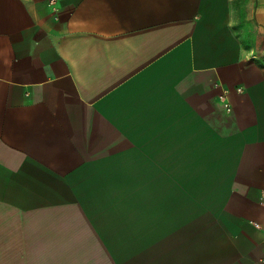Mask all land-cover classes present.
<instances>
[{
  "label": "crops",
  "instance_id": "1",
  "mask_svg": "<svg viewBox=\"0 0 264 264\" xmlns=\"http://www.w3.org/2000/svg\"><path fill=\"white\" fill-rule=\"evenodd\" d=\"M0 264H264V0H0Z\"/></svg>",
  "mask_w": 264,
  "mask_h": 264
},
{
  "label": "rangeland",
  "instance_id": "2",
  "mask_svg": "<svg viewBox=\"0 0 264 264\" xmlns=\"http://www.w3.org/2000/svg\"><path fill=\"white\" fill-rule=\"evenodd\" d=\"M155 170H157V168H155ZM165 170H166V174H171V176L167 177V178H170V179L176 178V177L173 176V174H174V169L173 168H168L167 167ZM201 171H202V168H199V174H201ZM199 179H201L203 181H200L197 184H195L197 186L196 188H191L190 184H188V183L173 182V181L172 182H168V183L172 184L173 186H175L176 189H174V190H177V192H180L179 197L174 199V205H176L180 209L186 210V211L190 210L191 208L192 209H196V211H195L196 219H194V220L197 221V224L205 223L204 220H205V217H206L207 213L211 212V208L212 207L216 206V205H213V206L211 205V202L212 201L216 202V200L196 199L195 197H190L189 198L188 197L189 193H184V192H188L190 189L205 190L206 189L205 188L206 184H205V181H204V177L203 176H199ZM135 187L138 190L143 188L142 184H135ZM144 187H146L145 184H144ZM150 201H152V200L150 199ZM207 202H208V204H207Z\"/></svg>",
  "mask_w": 264,
  "mask_h": 264
},
{
  "label": "built area",
  "instance_id": "3",
  "mask_svg": "<svg viewBox=\"0 0 264 264\" xmlns=\"http://www.w3.org/2000/svg\"><path fill=\"white\" fill-rule=\"evenodd\" d=\"M51 3L53 4L54 3V0H51Z\"/></svg>",
  "mask_w": 264,
  "mask_h": 264
}]
</instances>
